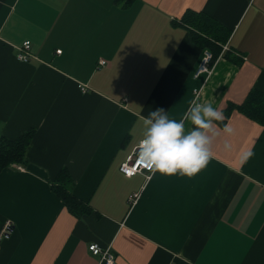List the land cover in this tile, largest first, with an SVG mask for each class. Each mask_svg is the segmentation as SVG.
Here are the masks:
<instances>
[{
  "label": "crops",
  "instance_id": "0c3cea01",
  "mask_svg": "<svg viewBox=\"0 0 264 264\" xmlns=\"http://www.w3.org/2000/svg\"><path fill=\"white\" fill-rule=\"evenodd\" d=\"M186 9L228 33L203 70L211 50L180 23ZM253 89L264 93V0H0V136L32 130L24 162L0 171V232L13 223L0 264H96L92 242L118 264H264V123L238 107ZM194 99L226 118L208 166L125 175L142 117L180 119ZM59 181L89 211L70 212Z\"/></svg>",
  "mask_w": 264,
  "mask_h": 264
},
{
  "label": "clouds",
  "instance_id": "9594fccd",
  "mask_svg": "<svg viewBox=\"0 0 264 264\" xmlns=\"http://www.w3.org/2000/svg\"><path fill=\"white\" fill-rule=\"evenodd\" d=\"M225 119L224 113L211 101L194 99L180 119L170 117L163 108H156L142 117L143 132L137 144L136 159L152 173L178 174L191 179L214 158L212 145L217 136V124ZM223 131L233 133L228 125ZM252 155L250 150L243 152L241 165Z\"/></svg>",
  "mask_w": 264,
  "mask_h": 264
},
{
  "label": "trees",
  "instance_id": "16d2710c",
  "mask_svg": "<svg viewBox=\"0 0 264 264\" xmlns=\"http://www.w3.org/2000/svg\"><path fill=\"white\" fill-rule=\"evenodd\" d=\"M129 1L131 0H122V3L126 4ZM180 23L189 28L191 37L195 42L211 50L212 58L217 55L221 48L220 44L225 42L228 36L227 31L219 22L201 10L186 9L180 18ZM224 56L237 61L236 55L228 49L224 52ZM238 107L250 117L264 123V93L256 89L251 90ZM31 135L32 130H26L13 138L0 136V171L10 163L24 162L25 149ZM63 174L64 171L59 173L57 179L59 180ZM66 179L68 181L69 176ZM54 191L73 214L79 215L89 211V205L78 199L64 182H56Z\"/></svg>",
  "mask_w": 264,
  "mask_h": 264
},
{
  "label": "built area",
  "instance_id": "2783aa9c",
  "mask_svg": "<svg viewBox=\"0 0 264 264\" xmlns=\"http://www.w3.org/2000/svg\"><path fill=\"white\" fill-rule=\"evenodd\" d=\"M30 43L27 40H24L21 45L17 47V53L16 57L19 60L27 61L30 56ZM212 59V52L209 50H205L202 60L199 65L198 70L206 69L207 63ZM104 60H101V63H103ZM81 88H83L81 86ZM137 154V146L135 147L134 151L127 156V158L121 162L120 164V170L128 176L134 175L138 172H145L147 175H150L152 173L150 170H148L145 167H142L139 163V161L136 159ZM137 196V193H133L129 198L131 200H134ZM13 228V223L6 219L2 225V229L0 232V243L3 237L7 236ZM88 249L91 252L92 255L96 257V264H118L116 261L115 253L112 251L111 247L109 245L102 246L98 243L92 242L88 245Z\"/></svg>",
  "mask_w": 264,
  "mask_h": 264
}]
</instances>
